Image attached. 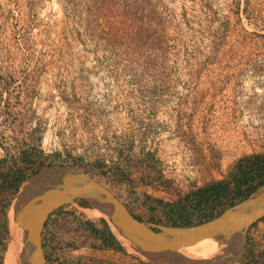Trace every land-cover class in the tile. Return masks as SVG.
I'll return each instance as SVG.
<instances>
[{"label": "rangeland", "instance_id": "rangeland-1", "mask_svg": "<svg viewBox=\"0 0 264 264\" xmlns=\"http://www.w3.org/2000/svg\"><path fill=\"white\" fill-rule=\"evenodd\" d=\"M97 1L0 0V173L5 151L31 148L41 168L76 166L161 225L163 204L264 155V0ZM118 2L150 21L156 66L142 47L131 53L128 21L109 18ZM0 187L3 264L17 190ZM84 203L48 215L45 264L143 263L115 236L121 250L98 247L83 224L109 226ZM241 264H264V220L248 229Z\"/></svg>", "mask_w": 264, "mask_h": 264}, {"label": "water", "instance_id": "water-1", "mask_svg": "<svg viewBox=\"0 0 264 264\" xmlns=\"http://www.w3.org/2000/svg\"><path fill=\"white\" fill-rule=\"evenodd\" d=\"M67 187H71L67 196L50 202L54 193ZM75 200L88 205L87 201L92 200L100 205L109 229L130 242L144 264H241L245 235L254 223L264 217L262 184L235 206L201 224L171 227L144 223L136 220L114 195L80 168L72 165L45 166L20 183L13 200L16 221L22 232L21 264H45L41 246L44 222L51 212ZM232 218L238 220L234 227L221 226ZM197 233L210 234L229 242L219 256L191 260L174 248V243Z\"/></svg>", "mask_w": 264, "mask_h": 264}, {"label": "trees", "instance_id": "trees-1", "mask_svg": "<svg viewBox=\"0 0 264 264\" xmlns=\"http://www.w3.org/2000/svg\"><path fill=\"white\" fill-rule=\"evenodd\" d=\"M104 1H97L101 9L103 8L102 3H106ZM121 3L122 6L120 7ZM121 3L118 2L115 6L111 7V11H108L111 14L109 18L115 21L123 16L124 21H128V26H131V28L129 32L125 33V36H127L126 42L135 46L130 50L131 53L135 49L142 47L144 51L147 50L149 53L144 56V63L150 67L156 66L158 64L156 63V56L152 55L151 50L146 44L147 38L143 37V34L148 32L146 29L150 21L146 18L145 22H143L141 17H136L135 21V19H132L130 9L124 6L123 2ZM148 35L151 34L148 33ZM22 148L13 147L12 150L5 151L7 163L4 166L5 171L0 173L1 184L5 183V188L9 189L12 194L16 192L23 180L35 174L37 169L44 166L38 159L39 157L32 152L31 148L25 150ZM262 184H264V155L255 154L242 157L233 164L225 178L197 188L173 203L163 204L162 210L165 223L161 224L159 221L156 223L171 227H189L204 223L217 217L225 209L231 208L244 200ZM157 203L160 204L159 201ZM84 205L86 204L84 203ZM5 206L6 204H3V207ZM150 210L153 211V208H150ZM1 213L3 215L2 218H4V210L1 209ZM198 215L199 218L197 217L198 219L193 222V218ZM134 218L140 221L138 218ZM262 220H264V217L259 221ZM100 223L102 225L101 229H96L90 222H85L83 228L98 241L99 248L121 250L120 243H117L118 241L110 233L105 222L101 220ZM3 230L5 235L6 228L4 227ZM3 251L4 245L1 243L0 264H2L1 253Z\"/></svg>", "mask_w": 264, "mask_h": 264}, {"label": "bare ground", "instance_id": "bare-ground-1", "mask_svg": "<svg viewBox=\"0 0 264 264\" xmlns=\"http://www.w3.org/2000/svg\"><path fill=\"white\" fill-rule=\"evenodd\" d=\"M70 191L71 187L59 190L54 193L49 200L51 202L56 198L65 197ZM87 202L93 207V210L90 212V215L95 217H103L105 219L103 210L100 205H97L92 200H89ZM14 209L15 205L13 201L8 214L9 234L6 250L3 257V264H21L20 252L22 244V232L16 221ZM237 221L238 220L236 218L228 219L224 221L221 226L234 227L237 224ZM110 230L127 252L137 255L135 247L130 242L123 239L112 228ZM164 235H168V233H164ZM228 242V240L221 239L210 234L197 233L188 239L174 243V248H176L181 254L191 260H205L214 258L215 256H219Z\"/></svg>", "mask_w": 264, "mask_h": 264}]
</instances>
